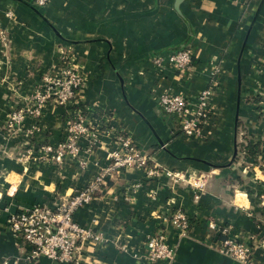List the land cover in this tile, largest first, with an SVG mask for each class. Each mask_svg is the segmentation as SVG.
<instances>
[{"label": "crops", "instance_id": "0c3cea01", "mask_svg": "<svg viewBox=\"0 0 264 264\" xmlns=\"http://www.w3.org/2000/svg\"><path fill=\"white\" fill-rule=\"evenodd\" d=\"M33 5L0 0V262L69 264L33 255L11 232L8 216L83 188L126 136L160 169L204 173L206 182L193 189L165 176L146 179L138 168L109 175L73 214L102 237L83 241L79 264H241L218 250L224 236L209 230V219L251 246L252 264H264V113L257 95L264 89V0H48L34 5L38 11ZM181 46L192 56L184 72L168 58ZM65 54L83 75L78 105L87 107L95 145L55 162L36 148L63 138L72 104L48 101L13 128L7 117L34 107L43 75L58 74ZM206 88L211 114L199 136L184 135L178 118L158 108L164 93L184 95L193 107ZM80 143L85 148L89 140ZM29 146L33 153L23 157ZM176 209L189 220L183 236L169 220ZM157 231L174 248L172 261L146 258L144 242Z\"/></svg>", "mask_w": 264, "mask_h": 264}, {"label": "built area", "instance_id": "2783aa9c", "mask_svg": "<svg viewBox=\"0 0 264 264\" xmlns=\"http://www.w3.org/2000/svg\"><path fill=\"white\" fill-rule=\"evenodd\" d=\"M250 1L245 0V3ZM47 2L48 0H34V4L40 7ZM62 57L64 66L58 74L43 75L42 84L33 94L34 107L30 110L14 109L7 117V127L13 128L14 125L20 123L24 113L30 112L38 115L41 107L48 101L62 106L72 104L74 109L64 120L63 138L55 146L49 144L36 148L43 154L44 159L55 162L63 161L65 155L78 158L83 149L85 152H90L95 145L94 131L85 119L87 107L82 108L78 105V90L83 81L82 72L74 65V59L70 54ZM168 58L179 72H184L192 64V56L187 48L171 52ZM211 92V88L201 90L193 107L184 95L172 93L161 94L158 105L166 114H174L178 118V129L184 135L199 136L203 124L211 114L209 99ZM257 95L260 98L259 110L264 113V89ZM82 139L89 140L85 148H82L80 143ZM120 139L122 149L110 152L109 164L83 188L68 195H59L50 205L35 204L8 216L7 224L11 232L31 247L33 255L41 254L59 262L79 264L83 241L90 240L93 243H99L102 237L95 230L85 228L75 222L73 214L75 210L96 196L100 188L106 185V178L109 175L120 169L138 168L144 172L146 179L165 176L172 183L183 182L193 189L203 188L207 178L206 174L187 175L179 170H162L152 164L150 157L141 152L130 138L122 136ZM32 149L34 148L27 147L22 156L31 155ZM140 184L141 182H136L135 186ZM169 220L179 231L178 236L186 234L189 220L183 210L172 211ZM207 226L211 232L224 236L218 240L217 245L222 254L236 263L252 264L251 246L231 237L230 227L212 219L208 220ZM144 249L148 260L172 261L174 259L175 250L168 245L162 231L149 235L144 242ZM0 264H6V261Z\"/></svg>", "mask_w": 264, "mask_h": 264}, {"label": "water", "instance_id": "95a60500", "mask_svg": "<svg viewBox=\"0 0 264 264\" xmlns=\"http://www.w3.org/2000/svg\"><path fill=\"white\" fill-rule=\"evenodd\" d=\"M34 5H35V4H34ZM34 5H33V6H30V7H31L33 10L38 11L37 8H39L40 6H36V5H35V7H37V8H35ZM183 47H184V46L174 48V49L171 50V52L176 51V50H179V49H182ZM158 108H159L161 111H163V110L159 107V105H158ZM163 112H164V111H163ZM164 113H165V112H164Z\"/></svg>", "mask_w": 264, "mask_h": 264}]
</instances>
